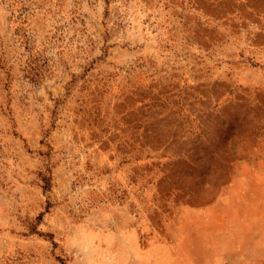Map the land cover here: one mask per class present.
Segmentation results:
<instances>
[{
    "label": "rangeland",
    "instance_id": "rangeland-1",
    "mask_svg": "<svg viewBox=\"0 0 264 264\" xmlns=\"http://www.w3.org/2000/svg\"><path fill=\"white\" fill-rule=\"evenodd\" d=\"M0 264H264V0H0Z\"/></svg>",
    "mask_w": 264,
    "mask_h": 264
}]
</instances>
